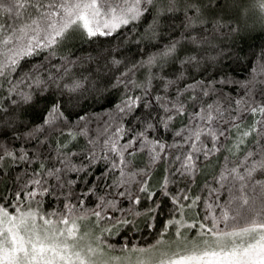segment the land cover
I'll list each match as a JSON object with an SVG mask.
<instances>
[{
  "label": "snow or ice",
  "instance_id": "6c2138e0",
  "mask_svg": "<svg viewBox=\"0 0 264 264\" xmlns=\"http://www.w3.org/2000/svg\"><path fill=\"white\" fill-rule=\"evenodd\" d=\"M0 264H264V0H0Z\"/></svg>",
  "mask_w": 264,
  "mask_h": 264
},
{
  "label": "trees",
  "instance_id": "16d2710c",
  "mask_svg": "<svg viewBox=\"0 0 264 264\" xmlns=\"http://www.w3.org/2000/svg\"><path fill=\"white\" fill-rule=\"evenodd\" d=\"M248 43L251 47L258 49L259 43H260L259 36L257 34H253L251 37H249ZM145 234H147V233H145ZM114 242H116V241H114Z\"/></svg>",
  "mask_w": 264,
  "mask_h": 264
}]
</instances>
